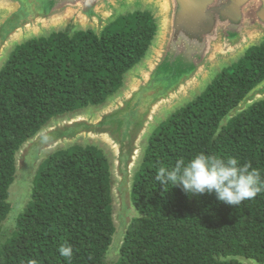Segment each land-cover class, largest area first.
Instances as JSON below:
<instances>
[{"label":"trees","instance_id":"1","mask_svg":"<svg viewBox=\"0 0 264 264\" xmlns=\"http://www.w3.org/2000/svg\"><path fill=\"white\" fill-rule=\"evenodd\" d=\"M156 30L151 11L134 10L100 33L52 31L10 51L0 67V264H67L58 252L65 243L73 246L72 264H243L237 256L264 264V193L235 207L155 180L160 167L200 152L250 162L264 179V99L232 113L264 80V42L223 67L153 130L132 179L137 215L119 248L111 246L110 165L96 145L47 154L29 201L17 215L11 211L9 188L23 143L52 118L115 94Z\"/></svg>","mask_w":264,"mask_h":264},{"label":"water","instance_id":"2","mask_svg":"<svg viewBox=\"0 0 264 264\" xmlns=\"http://www.w3.org/2000/svg\"><path fill=\"white\" fill-rule=\"evenodd\" d=\"M127 8L149 10L156 19L144 57L103 104L52 118L25 141L9 188L12 213H17L29 201L31 181L47 154L75 143L98 145L110 165L116 227L111 246L116 249L137 215L130 199L132 179L153 130L199 95L223 67L264 42V0H0V67L27 39L58 30L100 33ZM260 99L264 80L232 113ZM22 181H29L27 190L13 187Z\"/></svg>","mask_w":264,"mask_h":264},{"label":"clouds","instance_id":"3","mask_svg":"<svg viewBox=\"0 0 264 264\" xmlns=\"http://www.w3.org/2000/svg\"><path fill=\"white\" fill-rule=\"evenodd\" d=\"M155 180L162 186L178 185L188 195L214 194L218 201L235 207L264 193L262 173L250 162L241 163L235 156L203 152L187 161L180 158L171 167H160ZM58 252L67 264H72V245L65 243ZM31 264H36V261Z\"/></svg>","mask_w":264,"mask_h":264},{"label":"rangeland","instance_id":"4","mask_svg":"<svg viewBox=\"0 0 264 264\" xmlns=\"http://www.w3.org/2000/svg\"><path fill=\"white\" fill-rule=\"evenodd\" d=\"M139 10L140 8H134V9H130V8H127L126 10L127 11H121V12H119V14L118 15H120V14H125V13H127V12H131V11H134V10ZM87 144H91L90 142H88ZM98 146V145H97ZM23 183V184H22ZM30 185H29V181H27L26 183L24 182V181H22L20 184H17L16 186H13L15 189L17 188H26V190L28 189V187H29ZM10 194V193H9ZM9 199H11L10 198V195H9ZM13 202V201H12ZM26 202V201H25ZM24 202V203H25ZM23 204V203H22ZM24 205V204H23ZM23 205H21V206H23ZM25 206V205H24ZM23 206V207H24ZM23 207H19L18 208V210H16L17 211V213H13V214H18L19 213V211H21L22 209H23ZM12 211V210H11ZM113 249L115 250L116 248H114L113 247ZM112 255V254H111ZM110 255V256H111ZM112 257H113V255H112ZM239 258H242V259H247V258H244V257H242V256H238ZM248 260H250V261H252V262H255V263H257V264H259L258 262H256L255 260H252V259H248Z\"/></svg>","mask_w":264,"mask_h":264}]
</instances>
